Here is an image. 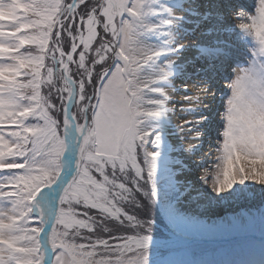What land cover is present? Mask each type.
<instances>
[{
  "label": "snow or ice",
  "instance_id": "obj_1",
  "mask_svg": "<svg viewBox=\"0 0 264 264\" xmlns=\"http://www.w3.org/2000/svg\"><path fill=\"white\" fill-rule=\"evenodd\" d=\"M252 7L0 0V264H264Z\"/></svg>",
  "mask_w": 264,
  "mask_h": 264
},
{
  "label": "rangeland",
  "instance_id": "obj_2",
  "mask_svg": "<svg viewBox=\"0 0 264 264\" xmlns=\"http://www.w3.org/2000/svg\"><path fill=\"white\" fill-rule=\"evenodd\" d=\"M253 12V11H252ZM259 196L257 195L253 203H259ZM233 206L236 205H218L211 209H207L206 207H202L199 211L204 213V218H208L210 220H217L221 217L231 215L233 211ZM237 207V206H236Z\"/></svg>",
  "mask_w": 264,
  "mask_h": 264
},
{
  "label": "bare ground",
  "instance_id": "obj_3",
  "mask_svg": "<svg viewBox=\"0 0 264 264\" xmlns=\"http://www.w3.org/2000/svg\"><path fill=\"white\" fill-rule=\"evenodd\" d=\"M248 1L251 2L253 0H239V2L242 3V4H244V5H247L248 4ZM248 5L251 6L250 3ZM229 23H231V24H238V20H236L235 17H232V18H230ZM229 74H234L233 71H232V69H229ZM218 87L219 88H223L224 87L223 83L218 84ZM256 187H259V186L257 185ZM201 203L203 204L204 202L202 201ZM236 208H237L236 206H233V209H236Z\"/></svg>",
  "mask_w": 264,
  "mask_h": 264
}]
</instances>
